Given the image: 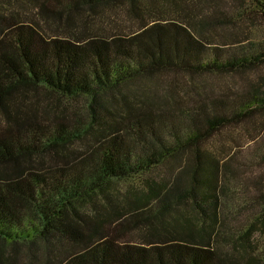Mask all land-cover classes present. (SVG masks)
Segmentation results:
<instances>
[{
	"label": "trees",
	"instance_id": "1",
	"mask_svg": "<svg viewBox=\"0 0 264 264\" xmlns=\"http://www.w3.org/2000/svg\"><path fill=\"white\" fill-rule=\"evenodd\" d=\"M36 3L43 17L70 23L74 14L85 13L100 28L83 36L49 35L37 22L13 18L0 28V264H22V257L30 261L25 264H37L36 241L43 239L52 251L54 244L47 242L56 236L75 250L46 259L49 264L259 261L242 262L217 250L224 235L223 178L236 171L230 165L238 154L231 148L222 158L208 143L226 130L243 129L255 147L262 144L255 155L264 162V0ZM254 30L259 34L252 36ZM229 37L232 44L226 43ZM161 73L191 77L186 84L194 94L187 107L156 111L147 107L152 100L135 99L136 92L125 90L138 78ZM220 75L228 78L221 91L205 92L191 81L200 77L207 84ZM40 87L69 99L86 98L93 121L108 124L93 152L76 161L61 157L63 164L44 171L34 169L38 155L84 133L63 119L44 121L39 107L25 109L29 89ZM118 107L126 123L108 116ZM173 161V177L150 181L144 200L133 207L144 210L129 219L124 210L117 211L121 219L115 225L100 214L104 201L95 198L106 196L112 180L148 174ZM153 198L155 207L149 204ZM83 201L95 207L92 220L79 207ZM184 204H191L197 222L183 211L174 215ZM261 215L264 223V209ZM140 223L153 225L144 241L127 240L131 227ZM250 233L239 237L249 242Z\"/></svg>",
	"mask_w": 264,
	"mask_h": 264
},
{
	"label": "rangeland",
	"instance_id": "2",
	"mask_svg": "<svg viewBox=\"0 0 264 264\" xmlns=\"http://www.w3.org/2000/svg\"><path fill=\"white\" fill-rule=\"evenodd\" d=\"M13 18L19 19L27 23H39L44 31L49 35H62L72 37L78 35L83 36L85 33H91L97 28H100V22L89 18L85 13H76L69 22L61 21L58 18L43 17L39 10V4L36 0H0V28L3 26V21ZM236 29L235 27H233ZM255 36L259 34L254 30ZM221 35V34H220ZM232 38H226V43L232 44ZM258 74V73H257ZM197 77L191 80L194 84L207 92V88H212V91H221L227 88V76H212L207 84H203V79ZM191 77L182 76L180 74L161 73L156 77H143L127 84L125 90L136 92L133 98L138 99L137 95L145 96L153 101V104H148L147 107H153L156 111L164 108H185L188 106L189 99L192 98V91H189L186 83L190 81ZM171 90V91H170ZM29 96L25 101V109L31 106L39 107V114L46 122H52L58 119H63L72 130L83 132L84 136L74 140L67 146H60L58 148L47 151L45 154H40L34 160V169L37 171H44L53 166L61 165L64 161L61 157H66L70 161H76L82 156L93 152L96 144L100 141L99 132L103 126L108 127L107 123H96L93 121V115L89 111L87 100L84 97L67 98L64 95L55 91H50L46 88L29 89ZM138 104L139 101H136ZM114 114H108L111 118H118L124 123L127 120L122 114H119V107ZM260 117L264 118V114ZM0 120L3 119L0 115ZM114 122V121H113ZM94 123V124H93ZM93 124V125H92ZM112 129L111 127H109ZM126 132V124L122 127ZM127 133V132H126ZM264 137V136H262ZM260 142V141H259ZM242 145V146H241ZM253 146V149H251ZM208 147L218 156L226 158L228 151L232 148L234 159L230 167L235 168V172H229L223 178L224 192L222 200L221 223L224 230L223 237L219 240L217 250L220 255L227 258H236L242 262L248 261L251 257L260 259L256 260L254 264H263L264 262V223L261 220V213L264 209V162L256 158L255 151L262 147L259 144L255 147V142L250 141L243 129L238 133L226 130L221 134L212 138ZM65 159V158H64ZM176 161L169 162L167 165H162L151 173L138 174L133 177L124 179H114L108 186V193L106 196L99 194L96 200L104 201V207L100 210V214L104 217H110L113 224H119L120 219L115 216L117 211L124 210V217L129 219L131 215L137 210H144V207L134 209L133 207L144 200L145 193L149 188V182L159 181L160 179L170 177L175 174ZM4 167L0 165V170ZM225 180V181H224ZM107 196L109 198H107ZM151 207L157 205L156 198L149 202ZM82 211H88L89 219L92 220L96 212L92 202L83 201L79 203ZM181 212H175L174 215H182L190 217L197 222L199 219L191 206V204H184L181 207ZM98 211V209H97ZM110 225V222L106 223ZM153 225L149 223H140L134 225L128 231L127 240L135 242H143L148 234V230ZM250 231L246 242L244 236L239 237L240 234L246 235V231ZM231 234L233 235L231 237ZM234 237V238H233ZM238 238L239 242L234 243ZM234 239V240H232ZM36 253L39 255L37 264H49L46 259L58 258L61 253L65 256V251L69 253L74 249L70 241L58 236L53 237L51 242L54 245L50 249L45 248L43 239L36 241ZM60 247L62 251H58L56 247ZM29 259L22 257V264L29 263Z\"/></svg>",
	"mask_w": 264,
	"mask_h": 264
}]
</instances>
